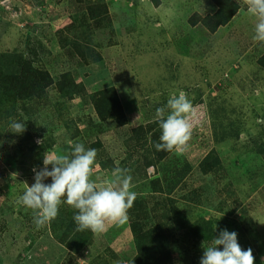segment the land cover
Masks as SVG:
<instances>
[{
	"label": "rangeland",
	"instance_id": "374dc122",
	"mask_svg": "<svg viewBox=\"0 0 264 264\" xmlns=\"http://www.w3.org/2000/svg\"><path fill=\"white\" fill-rule=\"evenodd\" d=\"M152 1L0 0V54H24L54 81L69 74L84 89L68 98L50 86L32 103L33 142L52 143L44 153L23 133L13 135L9 122L0 125V264H130L136 250L129 219L107 223L101 234L84 230L75 238L72 230L66 245L54 226L69 227L74 208L62 202L54 221L37 229L33 211L16 204L24 183L31 186L45 167L43 157L77 142L97 150L96 183L117 167L129 170L132 207L142 209L145 223L173 228L166 232L173 264H200L203 247L223 230L236 232L254 264H264V68L257 62L264 43L253 40L255 18L244 0H234L237 12L211 33L189 18L212 14V0ZM9 61L3 56L0 68ZM108 87L123 123L96 114L91 94ZM179 91L193 104L192 136L184 151L159 159L155 111ZM204 162L214 163L209 172ZM204 221L212 231L207 240L191 231Z\"/></svg>",
	"mask_w": 264,
	"mask_h": 264
},
{
	"label": "clouds",
	"instance_id": "9594fccd",
	"mask_svg": "<svg viewBox=\"0 0 264 264\" xmlns=\"http://www.w3.org/2000/svg\"><path fill=\"white\" fill-rule=\"evenodd\" d=\"M244 4L247 14L255 18L253 40L264 43V0H244ZM192 108L187 93L179 91L170 95L166 105L156 109L154 119L161 132L159 142L153 145L156 151L186 149L192 136V124L187 118ZM10 131L23 133L24 122H12ZM96 155V149H86L77 142L70 144L67 152L43 157L45 167L36 172L31 186L24 183L23 194L16 199L18 206L33 211L37 229L56 218L62 202L77 210L73 216L76 231L101 234L107 223L122 225L128 221V210L137 198V193L131 190L129 170L117 167L108 180L96 183L91 178ZM48 165H51L50 171ZM48 177L51 183L45 184L43 181ZM203 248L200 264H254L252 249L243 250L234 231H221L211 246Z\"/></svg>",
	"mask_w": 264,
	"mask_h": 264
},
{
	"label": "trees",
	"instance_id": "16d2710c",
	"mask_svg": "<svg viewBox=\"0 0 264 264\" xmlns=\"http://www.w3.org/2000/svg\"><path fill=\"white\" fill-rule=\"evenodd\" d=\"M216 10L212 14L203 17L193 15L189 18V23L194 26L201 23L209 32L213 33L218 27L225 25L234 16L238 10V5L234 0H212ZM154 6L160 4L159 0H153ZM5 56L8 60L13 58L12 62H7L5 67L0 68V125L12 122H21L25 124L23 132L24 140L32 142V148H37L40 153H44L51 148V139L44 138L38 144L33 142L34 132L38 125L37 119L32 121L31 113L36 109L32 103L34 101H43L47 95L46 89L50 86L61 93L62 96L71 98L74 95L81 94L84 89L75 83L69 74L62 75L59 80L54 81L47 70L35 67L32 61L20 53L0 54V59ZM258 64L264 68V54L258 59ZM92 104L96 114L101 120H110L118 118L119 123L124 122V111L118 100V96L113 87L96 91L91 94ZM152 128L148 125L147 131ZM141 131L143 128L140 127ZM10 131V130H9ZM14 135V133L12 132ZM258 152L264 157V144L260 146ZM168 151H159L157 157L163 159ZM214 163L204 162L201 167L204 172H209ZM111 170L114 169L112 166ZM66 206V204H64ZM63 206V207H64ZM67 207V206H66ZM75 210V209H74ZM75 210V214H76ZM142 209L138 206L131 207L128 210L129 229L135 244L136 253L130 264H173L171 261L170 242L166 232L173 230L172 227H165V223H145V217L141 215ZM143 220H142V219ZM54 221V219H53ZM52 221V222H53ZM69 227L63 229L58 224H53L54 231L57 232L58 242L68 244L72 242L74 231L75 238L81 236V232L76 231V224L73 220H67ZM209 221L196 224L191 231L203 239H208L212 231ZM59 226V227H58ZM69 235L72 237L69 238Z\"/></svg>",
	"mask_w": 264,
	"mask_h": 264
},
{
	"label": "crops",
	"instance_id": "0c3cea01",
	"mask_svg": "<svg viewBox=\"0 0 264 264\" xmlns=\"http://www.w3.org/2000/svg\"><path fill=\"white\" fill-rule=\"evenodd\" d=\"M160 2V1H159ZM160 5V4H159Z\"/></svg>",
	"mask_w": 264,
	"mask_h": 264
}]
</instances>
